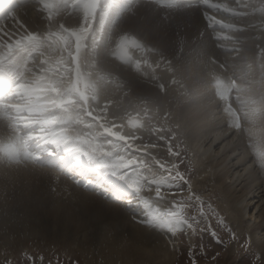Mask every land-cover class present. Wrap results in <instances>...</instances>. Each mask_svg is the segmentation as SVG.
I'll use <instances>...</instances> for the list:
<instances>
[{
  "label": "bare ground",
  "instance_id": "bare-ground-1",
  "mask_svg": "<svg viewBox=\"0 0 264 264\" xmlns=\"http://www.w3.org/2000/svg\"><path fill=\"white\" fill-rule=\"evenodd\" d=\"M212 2L228 3L230 7H237L236 0H212ZM240 3L246 5V7L242 9V11L247 13L245 16H232L225 12H213V10L206 9L199 2L189 5L180 4L177 9H168L159 6L156 0H130L129 9L121 12L118 17H113L115 28L112 29L110 27V38L106 40L103 33L100 37L102 41L106 40V42L101 50L98 66L106 72H118L123 82L121 83L116 80L110 83L102 82L99 88V99L96 102L89 101L88 104L85 105L80 104L79 100H77V103L70 104L68 107L70 109L71 120L67 127L70 129L69 134L74 137V135L76 136V134L78 135L86 130L90 120L93 121V117L96 116L99 111L103 112L104 110L105 112V110H107L106 114L108 113L110 117L112 116V118L121 121L123 118L120 117L119 114L122 113V110H119V107H117L118 104L123 103L125 108V105H131L130 102L136 99V101H138V108L141 103H151V105L148 106V110L152 114L151 116L157 117L158 120L165 121L172 118L173 122L177 124V128L183 136L184 141L189 146L193 166L198 168L197 175L199 176L198 179L192 181L190 185L192 187L197 185H201L203 188L209 187V189H214L219 197H223V203L228 206L230 205V221L233 222L235 226L236 223H240V225L244 224L246 229L251 230V228H253L256 231L251 235V242L256 248L261 247L262 250L259 249V251L262 252L264 257V165L260 163L258 157V152L264 149V119L257 118L254 122H250L245 120L243 118V112H240L242 117L241 128L236 129L235 127H231V118L224 110L226 107L225 101L219 98L214 87H212L211 90L208 89V74L214 71L222 74L225 78L231 77L236 79V76H240L239 68L241 67H247L248 69L246 79L243 82L246 83V85H251L257 94L261 91L262 84H264V59H262L260 55V50L264 49V0H240ZM205 10H207L210 15H215L216 18L225 25H234L243 28V30L222 29L219 25L214 26L215 30L209 28L203 15ZM169 14H181L180 19L181 17L185 18V16L186 18L189 17L187 20L192 19L193 26H187L188 28L182 31V36L186 41L187 38L197 37V41L200 43L199 46H197L198 43L196 44L199 49L196 48L200 52H205L201 53L205 55L200 57L201 55L196 49L194 50L197 52H193L199 54L198 57H196V55H189L188 53V56H191L190 59H197L195 66L193 65L195 70H193V72L192 69L190 70L193 75L190 76L191 72L188 73L192 78L187 82L189 84L184 85L183 83V88L179 86H168L167 91L163 93L161 97H155L150 92L144 93L147 87L157 88L154 86V81H149L150 79L148 80L147 78H139L124 70L121 67L124 65L123 61L119 59V52L112 55L110 57L111 60L107 58L106 53L108 48L115 50V40L119 34L124 32L123 30L125 27L127 28L134 23L136 25L135 28L140 29L146 26L152 17L154 18L156 15L157 17L158 15H162L163 17V15ZM53 16L55 19H58L60 23H64L66 27H76L82 21V17H77L75 14L69 15L63 13L57 16L56 13H53ZM157 17H155V21ZM162 17L161 21L163 20L164 22L165 17L168 16H165L164 19H162ZM181 20H178V22L180 23ZM192 21L189 22L192 24ZM165 23L167 22L165 21ZM151 25L153 26V24ZM93 26L98 27L96 22H93ZM163 26H161V28ZM177 26L176 29H180L179 27L181 24ZM105 27H108L107 23ZM0 29L19 33L38 32L43 35L47 31L46 13L39 10L36 0H30L28 4L13 10L8 18L0 23ZM178 29L177 32H179ZM182 29L184 28L182 27ZM145 31H143V33ZM217 33L227 35L231 37V39L216 41L215 36ZM161 34H163V32ZM137 35L139 34L137 33ZM144 36H147V34ZM147 37L150 38L149 36ZM169 37L168 35V40L167 38H158L157 40L159 42L163 41L162 44H158L162 45L160 48L170 53L169 59L176 63L175 60H178L179 52L177 51L178 49L175 50V45H173L170 41L171 37ZM194 40L196 42V39ZM183 41L184 39L182 42ZM88 43H90V40ZM186 43L187 45H185ZM186 43L183 44L185 47L188 46L189 42ZM192 43L190 42V45ZM217 44H221L222 47H218ZM178 47L181 48L180 46ZM185 47L182 48V51H184L183 49H185ZM189 47L190 46H188V50L193 46L191 48ZM193 48L191 50H193ZM231 49H239V51L236 52ZM43 51L45 55L36 53L34 58L28 61L27 71H25L26 79L24 82L31 83L33 86L39 85L42 88V90L38 91L37 98L33 101H23L13 96L11 98L6 97V102L10 105L38 103L40 106L46 107L50 114L64 116L65 113L61 111L59 107H53L51 101L54 100L55 97L47 89L45 83L46 80H51L53 75L49 71L52 64L44 63V61L50 60L54 63L58 56L54 54L49 47H45ZM137 52L144 53L142 50L135 47H133V49L127 47L124 54L126 56L130 54L136 55L135 53ZM172 52H174V56H171ZM181 53L182 52H180V54ZM183 54H181V56ZM184 55L185 61L186 54ZM213 57L218 64L213 65L209 62L210 58ZM12 59L15 60L13 67L19 70V66L21 62L25 60V57L21 56L19 59L13 57ZM84 59L87 58L82 57V62ZM182 61L183 58L181 63ZM187 61L188 59L186 62ZM186 62L184 65L179 62L181 64V69L183 68L182 65H191V63L188 64L189 61L187 64ZM9 64H12V60L4 64V67L8 69ZM219 64H224L226 70H222V72L219 68ZM175 68L177 70L176 75H179V66ZM187 69L189 71V68ZM187 69L185 70L186 72ZM234 69L236 70V76L233 75ZM155 75L160 82H164L166 85L171 78V73L166 69L164 62L160 64ZM237 82L239 83L240 81L238 80ZM12 83L13 81L10 82V89L12 88ZM68 83L69 80L66 79L63 86L67 87ZM169 90H182L186 91V93L170 99L168 98ZM115 102L119 103L115 104ZM229 103L232 104L233 108L240 111L241 104L236 100L235 92L230 95ZM96 109H98V111ZM95 111L97 112L94 115ZM128 113L127 111V114ZM105 117L107 116L105 115ZM90 127L88 128L90 129ZM49 147L52 146L50 145ZM156 150H159V148ZM135 152L138 153V151ZM150 152H152V150ZM1 161H3V163H1ZM158 164L160 165V163ZM30 179H36L35 191L40 196L50 198L55 202L63 198L64 194L59 192V187L63 185L68 187V193L64 198L67 203H70L71 198L77 199L74 193H79L81 201L89 202L90 205L95 202V204L106 207L111 217L121 220V222L115 224V229L118 231L122 230L124 227L133 229L134 233L129 237L134 240L152 239V241L155 240L158 245H162L163 239H161L162 237L159 234L165 233V236H163L166 240H169L167 237L173 235L171 234L172 232H169L167 229H160L142 222L149 218L147 209L137 200L133 191L127 189V185L124 184V181L112 179L102 171L94 168L83 169L74 162L70 166L62 168L60 166L49 165L47 158L42 164H35L27 161L14 164L9 163L6 159L0 158V201L8 197H19L21 191L31 185L29 182ZM121 185L127 190L123 192L120 191L118 186ZM153 189L154 188L149 190L145 188L143 191L144 197L151 201L153 211L158 209L159 212H166L169 204H167L168 202H164V200L168 198L169 191L164 193L163 199H159L154 196L155 190ZM128 200H132L133 202L131 207L128 205ZM170 203H172V201ZM3 216H5L4 213H1L0 218ZM185 233L187 235V240L190 241L191 229L185 227ZM168 244L169 247L171 246V250H175L173 249L175 246L173 242L169 240ZM141 248L142 252L145 254H150L157 258H166L169 263L172 262L173 258L170 254L173 252L168 248L160 250V248L152 247V251L148 250L147 252L144 251V246ZM121 251L122 245L117 244L112 251L106 254L111 252L119 254Z\"/></svg>",
  "mask_w": 264,
  "mask_h": 264
},
{
  "label": "snow or ice",
  "instance_id": "snow-or-ice-1",
  "mask_svg": "<svg viewBox=\"0 0 264 264\" xmlns=\"http://www.w3.org/2000/svg\"><path fill=\"white\" fill-rule=\"evenodd\" d=\"M39 10L46 13L47 31L41 35L38 32H9L0 29V158L6 159L9 163L19 164L22 162H31L42 164L47 158L48 164L52 166L68 167L73 162L83 169H97L106 175L115 177L117 180L124 181L127 189H131L137 200L147 209L148 219L142 221L160 229H167L175 233L177 229L185 225L191 229L193 224L185 217L182 211H172L168 213L153 211L151 201L143 195L145 188L151 190L154 186L155 196L163 199L161 187L167 185L172 188L177 179L184 180L180 173L178 164L173 163L170 168H166L159 161L160 167L169 172V176L157 179L142 175L140 169L147 168L144 162L126 158L127 155L118 154L119 150L108 151L98 140L79 139L72 137L67 125L70 123L69 105L77 103L88 104L89 101L96 102L99 99V88L101 83H110L113 80L123 82L118 72H106L98 66L105 42L110 38V27L115 28L113 17L129 9L130 0H36ZM159 6L168 9H177L180 6V0H156ZM206 9L213 12H225L232 16H245L242 11L246 5L236 0L237 7H230L228 3H216L212 0H199ZM53 13L57 16L67 13L82 17V21L76 27H66L55 19ZM204 19L208 27L213 28L219 25L222 29L242 31L243 28L234 25H225L218 20L215 15H210L207 10L204 11ZM96 22L98 27L93 26ZM108 25L106 28L105 25ZM104 34L106 40H101V34ZM227 35L216 34V41L229 40ZM90 40V43H88ZM181 42V50H182ZM56 47H53V46ZM129 46H134L144 52L143 59H136L134 62L124 53ZM222 47L221 44H217ZM49 47L52 52L58 56L52 63L50 60L44 63H51L49 71L53 78L46 80L47 89L55 97L51 101L53 107H59L65 113L64 116L50 114L46 107L38 103H23L10 105L5 97L15 96L19 100L33 101L37 98L41 86H33L31 83H25V71H27L28 61L32 60L36 53L45 55L43 49ZM238 52L239 49H231ZM119 52V59L123 61L121 66L127 72L139 78L150 77L154 81V86L158 87L162 93L167 91L168 86H179L183 88V82L176 75V68L171 59H166L159 49L153 48L142 42L135 34L127 32L121 33L115 40V50H107V58ZM261 58L264 59V49L260 50ZM21 56L25 60L21 62L19 70L13 67L15 57ZM156 56L153 60L151 57ZM82 57H86L82 62ZM12 60L7 69V79L13 81L12 88H5L4 64ZM111 60V59H110ZM113 61V60H112ZM161 62L171 78L167 85L160 82L155 75V68L160 67ZM211 64L216 65V59L210 58ZM143 65V66H142ZM219 68L226 70L224 64H219ZM151 70V72L149 71ZM247 67L239 68L240 76L233 75L225 78L222 74L211 72L208 74V89L215 88L219 98L225 101V112L231 118V127L241 128V114L243 118L254 122L257 118L264 119V84L261 91L257 94L251 85H246L243 81L247 76ZM223 72V71H222ZM95 77V78H93ZM114 78V79H113ZM68 79L67 87H64L65 80ZM240 81L239 83L237 81ZM235 92L236 100L240 102L241 109L238 111L229 103L230 95ZM91 114V113H90ZM135 127H142V123L137 121ZM157 132H163V128L155 129ZM115 135V134H114ZM119 139L127 140V137L118 136ZM164 139L163 136L160 137ZM174 139V136H173ZM52 147H49V146ZM126 151V150H125ZM169 156L180 157V151H174L171 141H168ZM260 163L264 165V149L258 152ZM131 169V175L128 170ZM175 173L172 175V173ZM187 183V181H185ZM120 191H126L122 185L118 186ZM191 190V185H189ZM198 199V198H197ZM132 200H128V205L132 206ZM181 208L184 205H180ZM202 214V210H201ZM195 220V217H192ZM215 236V233H213Z\"/></svg>",
  "mask_w": 264,
  "mask_h": 264
},
{
  "label": "rangeland",
  "instance_id": "rangeland-1",
  "mask_svg": "<svg viewBox=\"0 0 264 264\" xmlns=\"http://www.w3.org/2000/svg\"><path fill=\"white\" fill-rule=\"evenodd\" d=\"M178 15L169 14L163 15V17L162 15H158V17L156 15L155 17H157L156 19L158 21H155V17H152L149 22L146 21L148 22L146 26L140 28L142 31L136 29L134 23L127 28L125 27L123 31L135 34L143 43L153 48L157 49L158 47L161 53H164L163 56L167 59L170 58V53L160 48L162 45L158 43L162 44L163 41L159 42L157 39L161 37L165 39L169 35L171 37L170 41L175 45V50L178 49V55L181 58L180 59L178 56V60L180 59L179 62L181 63L183 58V65L187 59L189 61H187L188 64L191 63V65H188L189 67L185 65L189 68L188 71L183 65V68H180L182 63L180 64L177 59L175 60L176 63L174 61L172 62L174 63L173 66L177 68L179 66L180 74L177 75V77L182 80L184 85H188L189 83L187 82L192 79L190 76L193 75L192 72L195 70L194 66L197 60L195 58L190 59L191 56L189 57L188 53L189 55H196V57H198L199 54L201 55L200 57H203L205 54H201L203 51H198L199 48L197 46H199L200 42L197 41V37L187 38L186 41L182 36V31L193 26L192 19L187 20L189 17L186 18L185 16L186 19L181 17V20V14ZM160 16L162 19H164L165 16L172 18L165 17L164 20L169 23L167 24L165 21H161ZM178 20H181V22L179 23ZM189 21H192V24ZM150 23L153 24V26ZM178 24H181L179 27L180 29L177 28L179 32H177L176 29ZM158 25L160 28L164 25L161 31ZM182 27L184 29H182ZM143 31L146 33H143ZM162 32L164 35L161 34ZM137 33L139 35H137ZM145 34L151 39L144 36ZM182 38L184 39V43L189 42V48L192 46L194 47H192L193 50H191V48L189 51L188 46L185 47L187 43L185 45H183L184 43L182 44V48L185 47V49H183L184 51L178 47H181ZM194 39H196V42ZM190 42L192 43L191 45ZM129 47L133 49L134 46ZM194 49H196L199 54L194 53L197 52ZM191 51L194 52L192 53ZM180 52H182L181 54L185 52L184 54H186L187 57H185V61V55L183 54L181 56ZM135 54L136 55L130 54L127 57L134 62L136 59L141 58L142 60L143 55H145L141 52ZM171 56H174V52L171 53ZM151 59L156 60L157 57L153 56ZM184 67L187 69V72ZM157 69L158 68H155V74L157 73ZM191 69L192 72L190 71ZM149 71L151 72V70ZM188 73H190V76ZM146 78L148 80L150 79V77ZM147 92L152 93L155 97H161L163 94L158 87H147L144 93ZM184 93H186V91L169 90L168 98L172 99L179 97ZM118 103L119 102H115V104ZM130 103L131 105H125V108L123 103V105L121 103L117 105L119 110H122V113L119 114V116L123 118L121 121L112 118V116L110 117L108 113L106 114L107 110H105V112L104 110L103 112L99 111L96 117L94 116L98 111V109H96L97 111H95L93 115V121L90 120L88 123V127H92H90V129L86 127V130L83 131L84 134H76L74 137L81 140H98L108 151L118 149V154L127 155L126 158L129 157L138 162H144L148 165L147 168L140 169L144 176L152 177L155 175L157 179L169 176L168 171L161 168L158 163L156 165L157 161L163 163L166 168H170L173 163L178 164L179 171L184 176V180L177 179L172 188L167 187V185L161 187L163 196L166 191H169L168 198L164 200V202H168L167 204H169L168 210L163 213L182 211L189 220V223L193 224V228H191V240H187V235L185 233L186 225L177 229L175 233H171L173 234L171 235L172 237H167L175 244L173 248L175 250H171V246L169 247V240L164 238L165 233L159 234L162 237L161 239H163L162 245H158V243L155 240L152 241V239L134 240L129 237L134 233L133 229L128 227H124L120 231L115 229V224L121 222V220L111 217L106 207L95 204V202L90 205L89 202L81 201L79 193H74L77 199L71 198L70 203H67L64 198L68 193V187L63 185L59 187V192L64 194L63 198L55 202L50 198L40 196L35 191L36 179H30L29 182L31 185L24 188L19 197H8L0 201V214L4 213L5 215L0 218V264H264V257L262 252L259 251V249L262 250L261 247L256 248L251 242V235L256 231L253 228H251V230L246 229L244 224L240 225V223H236L235 226V224L230 221V205L228 206L223 203V197H219L214 189H209V187L203 188L201 185L191 186V190H189L190 183L199 177L197 175L198 168L193 166L189 146L180 134L177 124L173 122L172 118L165 121L158 120L157 117L151 116L152 114L148 110V106H150L151 103H141L138 108V101H136V99L132 100ZM126 110L129 112V115ZM105 115L107 117H105ZM137 121L142 123V127L134 126ZM157 128H163L164 131L157 132L155 131ZM118 136L127 137L128 139H119L117 138ZM161 136H163L164 139H161ZM168 141H171V146L174 151L181 152L180 157L169 156ZM158 145L162 147L160 148ZM157 148H159V150H156ZM151 150L152 152H150ZM135 151H138V153ZM1 163H3V161H1ZM128 172L129 175H131V169H129ZM174 174L173 172L172 175ZM108 176L112 179H116L110 175ZM185 181H187V183H185ZM171 201L172 203H170ZM180 205H184V207L181 208ZM154 207L158 208L157 206ZM192 217H195V220H193ZM213 233H215V236H213ZM117 244L122 245V251L119 254L114 252L106 254L112 251ZM142 246H144L145 252L148 250L152 251V247L160 248V250L168 248L173 252L170 254L173 258L172 262L169 263L166 258H157L153 255L145 254L142 252Z\"/></svg>",
  "mask_w": 264,
  "mask_h": 264
}]
</instances>
